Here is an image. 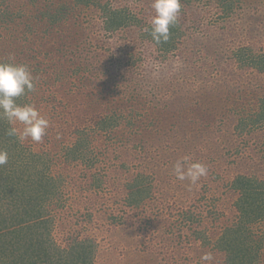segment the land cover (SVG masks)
<instances>
[{
  "label": "rangeland",
  "instance_id": "1",
  "mask_svg": "<svg viewBox=\"0 0 264 264\" xmlns=\"http://www.w3.org/2000/svg\"><path fill=\"white\" fill-rule=\"evenodd\" d=\"M16 1L20 0H11ZM99 1L128 8L147 25L155 15L152 0ZM102 10L83 13L74 29L75 40L87 44L83 57L93 68L91 81L86 78L81 85L127 80L144 86L146 94L139 95V104L133 106L142 115V124L132 132L138 131L133 136L139 139L112 152L109 164L100 167L102 175L96 176L103 181L98 190L92 185L94 170L61 166L68 181L63 189L66 205L50 206L52 214L57 213L53 236L62 247L77 237L93 240L96 264H208L200 258L211 251L194 242L190 225L201 221L200 227L213 238L218 235L232 217L238 196L231 180L251 175L255 163H261L257 157L264 153V131L244 136L235 131V112L256 104L257 91L264 90V75H241L230 61L231 51L240 43L255 42L256 49L264 50V0H244L227 18L211 0L182 4L178 20L183 36L171 55L158 51L139 26L106 32ZM10 41L0 38V46ZM17 43L23 44L21 39ZM6 53L14 55L5 47L0 58ZM19 61L26 64L28 59ZM73 82H80L79 74ZM86 99L88 109L105 108ZM35 107L45 111L39 104ZM46 118L49 136L41 142L24 140L36 151L52 148L50 141L61 123L53 114ZM184 157L206 165L207 176L196 184L177 180L174 166ZM260 168L264 173V164ZM143 172L155 177L154 196L139 209L148 224L137 220L125 203L127 186ZM92 198L105 207H98ZM88 211L92 217L85 220ZM213 257L211 264H222V255Z\"/></svg>",
  "mask_w": 264,
  "mask_h": 264
},
{
  "label": "trees",
  "instance_id": "2",
  "mask_svg": "<svg viewBox=\"0 0 264 264\" xmlns=\"http://www.w3.org/2000/svg\"><path fill=\"white\" fill-rule=\"evenodd\" d=\"M202 1L182 0V4ZM211 1L227 18L241 8L244 0ZM95 8L103 9L108 33L139 26L158 51L171 55L179 49L183 36L179 20L170 28L168 42L157 44L150 35L151 24H144L128 8H115L99 0H4L0 4V38L12 40L0 50L12 48L15 63H22L19 58L28 59L26 64L35 78V90L16 98V103L39 104L45 110L40 111L43 116L53 114L61 122L50 141L52 148L36 151L16 136H9L12 125L0 118V150L7 151L9 157L7 164L0 166V264H96L93 240L77 237L62 247L53 236L57 213L52 214L50 206L65 208L63 189L68 186L60 169L83 166L94 170L92 185L97 190L102 188L103 181L96 177L102 175L100 167L109 164L115 149L139 139L133 135L140 133L132 132L142 115L133 106L146 91L144 86L127 80H109L104 86L81 85L86 78L91 81L93 68L83 57L87 44L75 40L74 29L83 13ZM18 39L23 44L19 45ZM6 55L0 62H13L10 54ZM230 61L241 75H264V50L256 49L255 42L240 43L231 51ZM78 74L80 82H73ZM257 92L255 105L235 112L239 136L264 131V90ZM86 97L105 108L88 109ZM69 98L73 99L71 103ZM138 128L144 130L143 126ZM146 145L143 150H147ZM257 160L261 163H255L251 175L231 180L230 187L238 196L232 217L218 235L213 238L209 230L200 227L201 221L190 225L188 232L194 242L209 247L213 255H222V264H264V173L260 168L264 153ZM154 179L152 174L139 173L127 186L126 206L137 220L142 218L147 224L139 209L153 198ZM92 200L98 207H105ZM91 217L88 211L85 220Z\"/></svg>",
  "mask_w": 264,
  "mask_h": 264
},
{
  "label": "clouds",
  "instance_id": "3",
  "mask_svg": "<svg viewBox=\"0 0 264 264\" xmlns=\"http://www.w3.org/2000/svg\"><path fill=\"white\" fill-rule=\"evenodd\" d=\"M152 8L155 15L150 21V35L157 44L166 43L170 39V28L176 25L181 14L182 0H152ZM9 60L13 62H0V118H6L12 125L9 136H16L21 142L29 138L33 142H41L51 126L50 120L34 105L16 103V98L35 90V78L27 64L15 63L14 55H10ZM17 124L22 128L16 127ZM8 159L7 151L0 150V166L7 164ZM207 173L206 165L190 163L189 157L177 161L174 166L175 178L190 180L192 184ZM200 259L208 264L214 261L211 253L204 254Z\"/></svg>",
  "mask_w": 264,
  "mask_h": 264
},
{
  "label": "bare ground",
  "instance_id": "4",
  "mask_svg": "<svg viewBox=\"0 0 264 264\" xmlns=\"http://www.w3.org/2000/svg\"><path fill=\"white\" fill-rule=\"evenodd\" d=\"M224 212V211H223Z\"/></svg>",
  "mask_w": 264,
  "mask_h": 264
}]
</instances>
